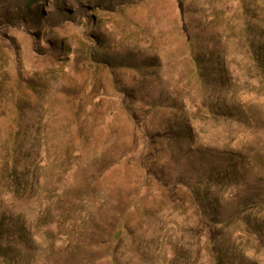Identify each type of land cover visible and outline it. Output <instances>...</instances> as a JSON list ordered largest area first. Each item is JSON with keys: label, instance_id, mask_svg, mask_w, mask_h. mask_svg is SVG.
Masks as SVG:
<instances>
[{"label": "rangeland", "instance_id": "obj_1", "mask_svg": "<svg viewBox=\"0 0 264 264\" xmlns=\"http://www.w3.org/2000/svg\"><path fill=\"white\" fill-rule=\"evenodd\" d=\"M0 264H264V0H0Z\"/></svg>", "mask_w": 264, "mask_h": 264}, {"label": "trees", "instance_id": "obj_2", "mask_svg": "<svg viewBox=\"0 0 264 264\" xmlns=\"http://www.w3.org/2000/svg\"><path fill=\"white\" fill-rule=\"evenodd\" d=\"M28 5V4H27ZM29 5H30V3H29Z\"/></svg>", "mask_w": 264, "mask_h": 264}]
</instances>
